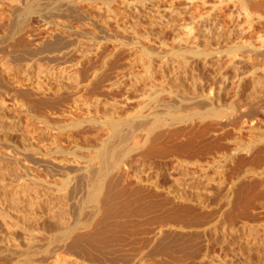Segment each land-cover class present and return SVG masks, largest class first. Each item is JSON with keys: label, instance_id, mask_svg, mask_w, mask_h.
<instances>
[{"label": "rangeland", "instance_id": "374dc122", "mask_svg": "<svg viewBox=\"0 0 264 264\" xmlns=\"http://www.w3.org/2000/svg\"><path fill=\"white\" fill-rule=\"evenodd\" d=\"M100 1L0 0V211L11 223L6 229L0 219V234L11 239L0 244V264H51L54 255L68 264H263V168L226 178L222 195L236 183L233 211L219 195L186 214L172 189L197 171L178 170L179 161H209L219 152L214 144L264 137V0H105L117 22L95 9ZM66 6L89 20L75 21ZM60 15L67 29L98 37L94 57L84 59L89 41L49 25ZM130 25L136 33L124 30ZM102 29L113 38L99 39ZM28 58L63 70L61 84L40 93L21 87L37 75L16 70ZM73 66L76 86L66 75ZM111 150L104 164L100 156ZM36 199L55 204L38 205L40 221L28 217ZM119 203L126 208L112 225L81 229ZM33 227L41 234L31 240Z\"/></svg>", "mask_w": 264, "mask_h": 264}, {"label": "bare ground", "instance_id": "6f19581e", "mask_svg": "<svg viewBox=\"0 0 264 264\" xmlns=\"http://www.w3.org/2000/svg\"><path fill=\"white\" fill-rule=\"evenodd\" d=\"M74 1V0H73ZM83 1V0H82ZM89 0H87V2H88ZM90 1H92V3H93V0H90ZM108 1V0H107ZM107 1H100V3H98L97 2V5L99 6L98 8H96L97 6H95V9H105L104 10V13H105V11L107 12V16H106V18H104L106 21H110V20H117V14H115L114 13V11L112 12L111 11V9H109V6H110V2H107ZM125 1V0H124ZM139 1V0H138ZM166 1V0H165ZM191 1H194V0H191ZM243 6H244V4L248 1V0H238ZM249 1H251V0H249ZM249 1L247 2L248 4H249ZM125 2H127V1H125ZM129 2V1H128ZM190 2V0H188V3ZM64 3V2H63ZM67 3V2H66ZM77 3V2H76ZM75 3V4H76ZM91 3V2H90ZM91 3V4H92ZM134 3V2H133ZM132 3V4H133ZM137 3V2H136ZM162 3V2H161ZM86 4V3H85ZM163 4H164V2H163ZM167 4V3H166ZM190 4H191V2H190ZM189 4V5H190ZM248 4H246V7L248 6ZM252 4V3H251ZM67 5H74V3H69L68 2V4ZM78 5V4H77ZM76 5V6H77ZM82 5V4H81ZM88 5V4H87ZM129 5V4H128ZM131 5V4H130ZM160 5V4H159ZM168 5H170V4H168ZM254 5V4H253ZM252 5V6H253ZM69 6L67 7V11L66 10H64V11H66V13L68 12L69 13V10L70 9H72V11H74V9L73 8H70L69 9ZM73 7V6H72ZM75 7V6H74ZM79 7V6H78ZM87 7H89V6H87ZM128 7V6H127ZM158 7V6H157ZM242 7V6H241ZM249 7V6H248ZM83 8V7H82ZM90 8H91V6H90ZM154 8V7H153ZM152 8V9H153ZM169 8V7H168ZM243 8V7H242ZM241 8V9H242ZM87 9V8H86ZM164 9V8H163ZM162 9V10H163ZM171 9V8H170ZM245 10L247 9V8H244ZM92 10V9H91ZM134 10V9H133ZM158 10V9H157ZM160 10V9H159ZM243 11V12H247L248 11V9H247V11ZM71 11V10H70ZM83 11H84V9H83ZM83 11L82 12H76V11H74V13L72 12L70 15H73L72 17L75 19V21H77V22H85V21H88L89 19H87L88 17H86V15H85V13H83ZM99 11V10H98ZM135 11V10H134ZM133 11V12H134ZM169 11V10H168ZM95 12H97V10L95 11ZM132 12V11H131ZM151 12H152V10H151ZM150 12V14H152ZM62 13V12H61ZM61 13H59V14H61ZM117 13V12H116ZM157 13H158V11H157ZM156 13V14H157ZM168 13V12H167ZM174 13H176L177 14V12L175 11ZM248 13V12H247ZM86 14H88L87 12H86ZM96 14V13H95ZM100 14V13H99ZM118 14H119V12H118ZM123 14V13H122ZM62 15V14H61ZM59 16V18L57 17V19L55 20L56 22H51V21H49L48 23H49V25L50 24H52V25H55V26H59V27H61V31H62V35L63 36H67V37H74V38H77V39H79V40H81L82 38H84L85 40H87V43H88V41H89V43L90 44H88V46H86L85 47V57H84V55L82 56V59H83V57H84V59L85 58H87V60H89V57H90V55L91 56H93L94 57V55H95V52L94 53H92L93 51H96V49L98 48L97 46V48L95 47V45L92 43V42H96L95 44H97V41H96V39L98 38H96L93 34H85L84 32H82V31H79V30H71V29H67L68 27L67 26H65L63 23L61 24V22H64L63 20H65V19H63L64 17H67V16H65L64 15V17L62 18V16ZM92 15V14H91ZM102 15V14H101ZM58 16V15H57ZM90 16V15H89ZM102 16H104V15H102ZM121 16H123V15H121ZM101 17V16H100ZM100 17H98V18H100ZM118 17H119V15H118ZM150 17V16H149ZM156 17V16H155ZM154 17V18H155ZM92 17H90V19H91ZM148 18V17H147ZM59 19V20H58ZM63 19V20H62ZM93 19H95V18H93ZM97 19V18H96ZM152 19H153V17H152ZM158 19V18H157ZM62 20V21H61ZM83 20V21H82ZM92 20V19H91ZM123 20V19H122ZM126 20V19H125ZM154 20V19H153ZM201 20V19H200ZM48 21V20H47ZM156 21V20H155ZM155 21H152V22H155ZM158 21H160V20H158ZM57 22H60V23H57ZM93 22V21H92ZM98 22V21H97ZM105 22V21H104ZM115 22H117V21H115ZM121 22V21H120ZM124 22V21H123ZM137 22V21H136ZM150 22V21H149ZM148 22V23H149ZM151 22V23H152ZM48 23H46L47 25H48ZM69 23V22H68ZM87 23V22H86ZM94 23V22H93ZM125 23V22H124ZM133 23H135V22H133ZM92 24V23H91ZM105 25H106V23H104ZM116 24V23H115ZM123 24V23H122ZM127 24V23H126ZM129 24V23H128ZM132 24V23H131ZM70 25V24H69ZM89 25V24H88ZM104 25V26H105ZM117 25V24H116ZM149 25V24H148ZM153 25V24H152ZM82 26H83V24H82ZM95 26H97V25H95ZM108 26H109V24H108ZM131 26V25H130ZM127 27V28H125L124 30H127V29H129V31L128 32H131V33H136V32H134V28H135V26H134V28L131 26V27ZM138 26V25H137ZM137 26H136V28H137ZM45 27V26H44ZM47 27V26H46ZM100 27V26H99ZM125 26H122V28H124ZM56 28V27H55ZM54 28V32H55V29ZM78 28V27H77ZM97 28H98V26H97ZM108 28V27H107ZM122 28H120V29H122ZM44 29V28H43ZM47 29V28H46ZM52 29V28H51ZM59 29V28H58ZM57 29V30H58ZM91 29V28H90ZM104 29H105V27H104ZM104 29H102L103 31H100L99 33L100 34H102L103 36H101L102 38H99V39H101V40H110V38H113L110 34H108V33H106L105 31H104ZM116 29V28H115ZM123 30V29H122ZM90 31V30H89ZM108 31V30H107ZM115 31H117V30H115ZM50 32V31H49ZM53 32V31H52ZM56 33H58V32H56ZM95 33V32H94ZM119 33V32H118ZM124 33V32H123ZM130 33V34H131ZM48 34V33H47ZM60 34V33H59ZM100 34H99V36H100ZM129 34V33H128ZM56 35H58V34H56ZM113 35V34H112ZM115 35H117V34H115ZM59 36H61V35H59ZM123 36V35H122ZM134 36V35H133ZM124 37V36H123ZM126 38V37H125ZM52 39V38H51ZM72 40V39H71ZM22 41V40H21ZM73 41V40H72ZM118 41V40H117ZM80 42V41H79ZM78 42V43H79ZM110 42V41H109ZM77 43V44H78ZM80 44V43H79ZM84 45H86L85 43H83ZM82 44V45H83ZM75 46V45H74ZM30 47V46H29ZM78 47H80V46H78ZM100 47V46H99ZM25 48V47H24ZM84 48V47H83ZM96 48V49H95ZM27 49V48H26ZM25 49V50H26ZM30 49H31V47H30ZM33 49H35V48H33ZM99 49V48H98ZM80 50V49H79ZM29 52V51H28ZM31 52H33V51H30L29 53V55H28V53L27 54H25L26 56H28V57H30V55H33V53H31ZM34 52H35V50H34ZM83 52V51H82ZM97 53V52H96ZM37 54V53H36ZM81 54V53H80ZM81 56V55H80ZM32 58H35L34 56L32 57ZM32 58H28V62L21 68V69H16V70H18V72H20V70H23L24 71V73H26L27 75H30L31 73V71H33L34 69V71L33 72H35L36 71V73H37V75L36 74H34L35 75V77H34V80H32L31 81V77L30 78H27V76H26V79H25V81H24V83H21V87H26V86H30L31 88L30 89H33L34 91H37V92H44V90H47V89H50L51 87L53 88L54 86H56V83H57V85L60 83V81H61V79L62 78H64V76L62 77V75H64V71L63 70H60L59 72L57 71V70H52V69H49V68H47V65H45L44 67L43 66H40V65H38L39 63H37V65L35 64V62H33V61H31V60H34V59H32ZM205 58V57H204ZM38 61V60H37ZM86 61V60H85ZM183 61H185V60H183ZM182 61V62H183ZM39 62V61H38ZM88 62V61H87ZM107 62V61H106ZM79 63V62H78ZM84 63V62H83ZM91 62H89V64H90ZM46 64H48V63H46ZM72 64V63H71ZM86 64V63H85ZM91 64H93V63H91ZM185 65H186V62L184 63ZM74 65V64H73ZM76 65V64H75ZM79 65V64H78ZM50 66V65H49ZM2 67H3V69L5 70V71H8V69H11L10 67H9V65L8 64H2ZM74 67V66H73ZM89 66H86V68H88ZM65 68V67H64ZM75 68V69H74ZM73 69H74V71L73 72H71V74H66V75H69V76H71V77H69L68 76V78H70L71 79V82H72V80H73V84H74V82H75V84H76V81L77 80H79V74H78V70L76 69V67H74ZM89 68H91V66L89 67ZM2 69V70H3ZM81 69V68H80ZM3 70V71H4ZM65 70V69H64ZM71 70V69H70ZM77 70V71H76ZM84 70H86V69H84ZM11 71V70H10ZM80 71V70H79ZM81 71H83V69H81ZM89 71V70H88ZM65 73H67V72H65ZM70 73V72H69ZM12 74V73H11ZM33 75V74H32ZM75 75V77H73ZM92 75V74H91ZM31 76V75H30ZM29 77V76H28ZM81 77H83V76H81ZM76 80H74V79ZM78 78V79H77ZM92 78V77H91ZM58 79H60V80H58ZM67 79V78H66ZM83 80V79H82ZM84 81V80H83ZM68 82H69V80H68ZM92 82V81H91ZM19 83V82H18ZM95 83V82H94ZM55 84V85H54ZM61 84V83H60ZM74 84V85H75ZM17 85H19V84H17ZM79 85V84H78ZM92 85V84H91ZM76 86V85H75ZM58 87V86H57ZM94 87V86H93ZM92 87V88H93ZM20 88V87H19ZM88 88V87H87ZM86 88V89H87ZM28 89V88H27ZM24 90V89H23ZM26 90V89H25ZM49 91V90H48ZM53 91V90H52ZM79 96V95H78ZM86 98V97H85ZM75 101H74V103H75V109H78L77 107H80V106H82L81 105V101L79 100V99H74ZM83 101H85V100H83ZM89 102V101H88ZM31 103V102H30ZM85 104H83V106H85V108H87V109H89L91 106H92V103L91 102H89V103H87V102H84ZM94 103V102H93ZM25 104V105H24ZM22 103V105L23 106H28L26 103ZM93 106H94V104H93ZM22 107V106H21ZM29 107V106H28ZM27 107V108H28ZM74 108V107H73ZM262 110H264V105H263V107H262ZM30 112V111H29ZM31 113V112H30ZM24 114V113H23ZM28 114V113H27ZM23 118V117H22ZM19 119V118H18ZM38 120V119H37ZM253 120V119H252ZM251 122H253V121H251ZM250 126H252V123H251V125ZM252 128V127H251ZM114 130V129H113ZM250 131L251 130H249V133H250ZM115 132H116V137L117 138H123L124 136H125V134L124 133H122V132H120V131H118L117 129H115ZM114 132V133H115ZM260 133H262V132H260ZM259 133V136L258 135H255L254 137H253V139L255 138L256 139V142L258 143V144H261L262 145V148H260V145H258L257 147H259V149H257L255 146V143H253V142H255V140H251V143L252 144H248V143H250V142H248L247 144H242V143H238V141L237 140H231V142L228 144V145H225V144H214V146L213 147H215L216 149H219V152H217L216 153V155L213 157V158H211V160H209V161H204V162H200V161H198V160H194V161H192V163H189V162H186V161H179L178 162V170L179 169H182V168H188V166H194V169H195V167L197 168V171L196 172H190L191 174L190 175H186V174H188V173H186V174H184V177H190V179L188 178V181H186V180H184V178L182 179V181L180 180V181H177L176 183H175V185H174V187H175V189L173 190L172 189V197L176 200V201H178L179 203H181V209H183L185 212H186V214H188L189 213V215H192L193 213V207H197V208H200V209H202V210H205V209H208L209 208V205H208V203H209V201H210V199H212V198H214V196H216L215 198H217V196L219 197V195H221L222 196V199H227V210H229V211H233L234 209H236V200L238 199V197H236L237 196V191H235L236 193H234V192H232L233 191V187L235 186V182H232L231 184H230V186H229V188H228V190L227 191H225V194H223L222 195V193H221V191L223 190V188L225 187V186H227V185H225L226 183L228 184V179H229V177L228 176H234V174L233 173H235L236 175H237V173H241L240 171H241V169L242 168H247V170L245 171V173H249V174H254L255 175V173H254V171L255 170H257V169H264V157L262 158V154H257V150H259L260 151V149H262L261 151H264V137H260V134ZM251 134H252V131H251ZM264 134V133H263ZM263 134H262V136H263ZM258 138V139H257ZM253 141V142H252ZM240 142V141H239ZM31 146V145H30ZM33 146V145H32ZM254 147H255V151H257V152H255L253 149H254ZM32 148V147H31ZM36 148V147H35ZM251 152H254L255 154L254 155H252L251 154ZM259 153H261V152H259ZM39 155H40V153H38ZM37 154V155H38ZM108 155L111 157V156H113L114 155V150H111V151H108V152H105L104 154H102L101 156H100V160L102 161V162H104V164H106L107 162L105 161L106 159H107V157H108ZM40 156H43V157H46V155H40ZM231 166V167H230ZM262 169V170H263ZM176 170V169H175ZM177 170V171H178ZM196 170V169H195ZM233 172V173H232ZM232 173V174H231ZM177 174V173H176ZM229 174H231V175H229ZM226 178H227V181H226ZM238 178V177H237ZM236 178V179H237ZM178 179V178H177ZM231 179V178H230ZM230 182V181H229ZM225 185V186H224ZM229 185V184H228ZM240 185V184H239ZM228 187V186H227ZM238 188V187H237ZM239 190V189H238ZM231 194H234V196H233V198H231L230 197V195ZM253 195H255V194H253ZM36 197H37V195H36ZM39 197V196H38ZM37 197V198H38ZM250 195L249 196H245V199H244V204L245 205H248L249 204V202H250V200L253 198V196L251 197V199H250ZM237 198V199H236ZM37 200V199H36ZM36 200H34V201H36ZM33 201V202H34ZM38 201V200H37ZM36 201V202H37ZM220 202V201H219ZM33 204V203H32ZM186 204V205H185ZM38 205H45V206H41V207H49V210L50 209H52L53 210V207H55L54 205H53V202L50 200H46V201H44V203H42L41 201H38L37 203H35L34 202V204L32 205V207L29 209L30 210V214H29V216L28 217H30L31 219H33V220H35V221H40V219L41 218H43V214L41 213V209H40V206L38 207ZM31 206V205H30ZM29 206V207H30ZM104 208V207H103ZM125 208H126V205L124 204V203H119V204H115V205H113L112 207H111V210H110V212L107 214V215H110L108 218H106L104 215H100L101 217H99L100 219H99V221L96 223V224H93L95 221H94V218H93V216H92V222H90V223H85L84 224V226L82 225V228L81 229H83V231L85 230L86 232L85 233H91V232H93L94 231V233L96 232V230L97 231H99V230H103V228H105V226H110V225H112L113 224V220H111V221H108L109 219H113V218H115V217H117V216H123V214H124V210H125ZM211 208V207H210ZM43 209V208H42ZM196 209V208H195ZM55 210H56V208H55ZM94 210H96L97 212H98V210H97V208L96 209H94ZM96 211H93L94 213L96 212ZM166 211L167 212H173L174 210L172 209V206H169L168 207V209H166ZM195 211V210H194ZM206 211H208V210H206ZM210 212V211H209ZM211 212H213V211H211ZM99 213V212H98ZM192 213V214H191ZM7 214V213H6ZM4 212H2V209H1V211H0V219L2 220L1 222H3L4 223V227L6 228V226L8 227V225H10L9 223H8V221H7V219H6V216H8V215H6ZM196 214V213H195ZM212 214V213H211ZM28 215V214H27ZM194 215V214H193ZM192 215V216H193ZM210 215V214H209ZM95 216H97L96 215V213L94 214V217ZM224 216H226V214H221V218L220 219H222ZM22 217V216H21ZM25 217V216H24ZM27 217V216H26ZM91 217V216H90ZM12 218V217H11ZM13 219V218H12ZM24 219V218H23ZM29 219V218H28ZM30 219V220H31ZM8 220L10 221V218H8ZM14 220H15V218H14ZM13 220V221H14ZM19 220V219H18ZM13 221H10V222H13ZM16 221H17V219H16ZM20 221V220H19ZM19 221H18V223H19ZM22 221H24V220H22ZM91 221V220H90ZM28 222H30V221H28ZM13 224H15V223H13ZM12 224V225H13ZM27 224H29V223H27ZM25 225H26V223H25ZM24 225V226H25ZM80 225V226H81ZM96 225H98L99 226V228L97 227L96 228V230H94L95 229V227H96ZM13 226H16V225H13ZM13 226H11V227H13ZM24 226H21V227H24ZM27 226V225H26ZM25 226V227H26ZM29 227H31L30 225H28ZM27 226V227H28ZM28 227V228H29ZM16 228V227H15ZM34 228V227H33ZM33 228H30V230L31 231H28V229H27V231L26 232H28V234H29V238H31V240H32V237H33V235H35V234H37V236H39L38 234H41L40 233V231H39V229L37 230V228H36V230H35V228H34V230H32ZM7 229V228H6ZM10 230V229H9ZM20 230V229H19ZM6 231V230H5ZM12 231H14V229L12 230ZM22 231V230H21ZM24 231V230H23ZM11 233V232H10ZM13 233V232H12ZM32 233V234H31ZM1 235V234H0ZM24 236H26V233H24ZM28 236V235H27ZM26 236V237H27ZM12 237V236H11ZM26 240H28L27 238H25ZM11 239H10V237L8 236V235H6V233L4 234H2L1 236H0V244H5L6 246H8V244L7 243H9V241H10ZM11 242V241H10ZM29 242H30V240H29ZM13 246V245H12ZM14 248V247H13ZM4 250V249H3ZM263 259H264V257H263ZM68 260H66L65 258H62V257H60V256H58V255H54V257H53V260H52V262H51V264H68V262H67ZM73 261H69V264H73L72 263ZM263 262V264H264V260L262 261ZM33 263V262H32ZM31 263V264H32ZM76 263V262H75ZM34 264V263H33Z\"/></svg>", "mask_w": 264, "mask_h": 264}]
</instances>
